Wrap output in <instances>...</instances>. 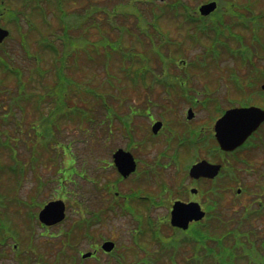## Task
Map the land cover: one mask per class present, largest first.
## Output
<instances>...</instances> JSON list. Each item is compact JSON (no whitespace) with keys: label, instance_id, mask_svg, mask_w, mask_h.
I'll return each mask as SVG.
<instances>
[{"label":"rangeland","instance_id":"374dc122","mask_svg":"<svg viewBox=\"0 0 264 264\" xmlns=\"http://www.w3.org/2000/svg\"><path fill=\"white\" fill-rule=\"evenodd\" d=\"M170 1L172 0H64L63 9L59 10L56 5L53 10L50 6L47 7L48 0H0V6H3L0 8V25L12 30L11 36L0 49V59L9 62L7 64L4 61L8 68H18L22 72L28 84L27 91L45 99L41 109L44 115L38 117L28 103L23 112L19 109L10 115L9 124L4 126L0 122V129L7 130L11 138L20 136L14 138L13 142L10 137L4 141L5 138L0 135V199L4 201L0 210V240L5 239L6 243L0 244V264H35L37 261L41 264H138L143 259L149 260L157 250L153 236L167 239L174 235L168 221L171 204L173 200L185 201L192 197L189 192L191 187L197 189L195 200L200 202L204 212H208L202 223L211 233L220 236L230 230V237H226V241L229 239L228 245L235 243L236 238L241 239L240 244L247 247L252 240L260 242V239H264V214L256 215L261 213L259 207L264 204V155L261 149H234L238 151L230 157L237 170L232 171L240 173L242 179L239 181L221 177L213 184L198 180L209 178L199 177L195 181L186 174V169L196 157V160L212 159L211 161L223 166L229 163L223 156L215 158L202 153V149L193 142L203 133L212 130L217 115L223 107L230 106L227 104L231 100L264 109V58H260L259 50L262 48L256 44L261 42H252L258 39L264 43V19L259 22L262 27L258 30L248 28L245 25L249 21H242L237 17V14L242 17L264 16V0H187L190 6L196 8L204 1H214L218 6L215 13L230 26L236 33L235 36H240L243 40L238 42L239 39L227 38L233 41L228 44L235 49L247 46L251 51L247 61L224 55L222 59L206 65V68L186 65V62L190 64L203 54L200 43L204 46L209 43L206 38H199V33L197 35L194 30L202 22L191 25L180 16H173V11L167 9ZM93 3L94 6H91ZM223 4L231 11L223 8ZM98 8L110 10L100 12ZM16 10L21 13L16 15L17 22L12 16ZM121 10L125 12V18ZM121 14L125 22L121 21ZM106 20L113 29L108 28L111 32L101 26ZM212 22V19H206L202 26L210 27ZM59 28L62 30L58 33ZM188 34L199 39L192 42ZM212 35L214 44L221 49L226 38ZM58 41L64 42L63 49L61 44H56L58 51H62L61 56L53 52L52 48ZM212 48L208 45L206 53ZM91 52L92 55H89ZM180 56L185 62L179 59ZM100 59L106 62L108 69L99 64ZM175 60L178 66L190 67L193 83L204 90V95L214 100L208 105L199 103L195 107L193 125L188 128L190 130H172L171 135L174 133L183 136L180 141L183 148L175 153H159L167 150L163 142L148 140L151 143L149 146L136 145V141H141V144L144 142L148 121L132 117L130 106L144 99L143 96L134 101L145 89L135 86L144 85L157 68L176 67ZM249 61H253V64ZM45 71L46 74L39 78ZM58 72L64 74V82L55 87L56 98L55 94H50L49 87L55 86L54 80ZM230 73L241 80V89H237L230 78L227 81ZM0 80L1 84L15 88V78L12 75H6L0 70ZM204 95L198 93L197 96L202 99L205 98ZM19 99L15 98L13 103L19 102ZM59 99L74 107L84 106L87 112L91 110L95 114L92 118L96 120L94 129L91 128L89 119L82 116H76V120L72 118L62 121V117L57 118L62 115L61 109L52 119L51 109L56 107L55 100ZM238 105L236 103L234 106ZM163 114L165 117L168 115L165 110ZM1 116L3 113L0 110V119ZM161 116L159 113L156 118ZM169 116L186 118L185 113ZM14 120L18 126L13 123ZM39 128L43 130L42 134L39 133ZM48 128L52 143L45 146L44 130ZM191 130L199 134H189ZM168 133L166 130L165 134ZM129 134L134 142L133 148L129 147ZM260 134H264V126ZM70 140L76 157L75 164L69 146H62ZM210 142L214 143L213 139ZM30 144L29 151L27 148ZM52 145L63 151L66 159L63 160V165H68V161L77 169H80L81 163L84 165L82 177L72 172L73 177H66L67 170L64 171L61 167L60 150L53 151ZM34 146L37 154L34 153L35 159L31 164ZM157 146L161 148H156ZM117 148L133 153L140 165L135 175L133 173L126 179L120 177L112 162V154ZM30 164L34 166V170ZM250 169L254 173L247 175ZM39 180L43 182L40 189L37 188ZM163 182L168 187L165 191L160 188ZM61 190H65L62 196L66 198L67 213L65 231L61 233L69 234L66 237L64 234L59 236L58 228L55 227L47 233L52 237H43L46 232L42 233L36 219L41 207L39 205L58 197L55 191ZM239 191L241 193L237 194ZM38 194L37 204L30 209L31 215L22 205L19 208L17 197L30 201L29 196L38 198ZM140 198L149 202H139ZM98 216H102V221L85 227L88 235L84 236L81 221L87 225L91 221L95 222ZM149 222H152V233L142 234L139 240L140 245L146 249V253H143L140 248L135 249L131 232L137 227L134 231L136 238L137 233L143 229L139 224L147 228ZM1 223L5 224L2 228ZM104 236L115 240L119 256L105 257L98 254L99 260L82 259L78 251H88V242L92 245L99 243ZM177 236L180 237L179 231ZM14 244L16 248L13 247ZM155 253L158 254L154 252L153 255ZM191 255L192 250L184 247L175 264H183L185 257L192 261L195 256ZM121 259H124L122 263ZM233 262L247 264L239 256H234ZM158 264H169V261L164 257V261ZM205 264H211V261Z\"/></svg>","mask_w":264,"mask_h":264},{"label":"trees","instance_id":"16d2710c","mask_svg":"<svg viewBox=\"0 0 264 264\" xmlns=\"http://www.w3.org/2000/svg\"><path fill=\"white\" fill-rule=\"evenodd\" d=\"M173 1L174 0L170 1L167 4L168 7L166 6L168 11H173V13L171 12L173 14V16L178 15V16H180V18L184 19L185 22H188L190 24L196 23L197 20H200V22L202 21L203 24H205V20H204L205 18L198 16L196 11H195L196 7L190 6L188 4L187 0H175L174 2ZM56 5L59 7V10L63 9L64 0H56L55 3L53 2L54 10H55ZM223 5H224L223 8L228 9L227 10L228 12L231 11L230 8H227L228 6H225V4H223ZM86 6H87V4H86ZM91 6H94V3L91 4ZM104 9H106V8H104ZM104 9H102V11ZM219 10H220V8H219ZM98 11H101V8H98ZM14 12H15V14H17L20 11L16 10ZM57 12H59V11H57ZM122 12L124 13L123 16L125 18V12L124 11H122ZM113 15H114V12H113ZM12 16L14 17L13 19L17 22L16 15L13 14ZM120 18H121V21L125 22L123 17H120ZM238 18L242 19V21L248 20L249 21L248 24L245 25V26H248V28H254V29L259 30L262 27V26L260 27L261 24L259 22L261 21V19H264V16L263 15H255V16L253 15L251 17L240 16ZM60 19H61V22H64L63 18H60ZM211 19L213 20V22H212L211 26L207 27V28H211L212 30L215 29L213 31L222 37L226 33L233 35V36L236 35V33L231 30L230 26L222 21V18L220 17V15L215 13L213 18H211ZM108 21H109V19H108ZM102 27L105 29L107 28V26H105V25H102ZM225 28H227V29L224 33ZM28 30H29V28H28ZM188 36H192V35L188 34ZM238 38H240V36H238ZM191 40H193V38H191ZM208 40H211V39H208ZM255 40H257V39H255ZM257 41L261 42L259 40H257ZM68 43H70V42H68ZM260 46H261L262 50H259V53H261V54H259V56H260V58H264V51H263L264 50V43L262 44V42H261ZM39 47L41 48V46H39ZM179 48H181V47H179ZM53 50L55 51V49H53ZM247 50H248V48L239 49L237 51H230L229 50L228 55H233V56L237 57L236 56L237 54H241L243 57V60H246V59L248 60L249 56H244V55H247V52H246ZM92 53L93 52H91V54H89V55H92ZM218 53H219V51L216 52V54H218ZM180 58H182V57L180 56ZM101 60L102 59H100L99 64L102 67H105L106 69H108L109 66L107 64L105 65L106 62L101 61ZM4 61L7 64H9L8 61H6V60H4ZM4 61L0 59V70L4 74L9 75V76L12 75L15 78V88H10V87H8V85L6 86V84H1L2 82L0 80V110L3 113V116H1V119H0L1 124H3L5 126L8 123H10V121H11L10 115L14 114L15 111H17L19 109L22 110V112H23L24 108L28 107V103H30L32 105L31 106L33 108L32 110L35 111V113L37 112L38 117L44 115V112H42L41 109H42V106L44 104L43 102L45 101V99L42 97L40 98V96H38L36 94L34 95V94L30 93L29 92L30 90L27 91L28 84L25 81V78L23 77L22 72L18 68L17 69L16 68H13V69L8 68V66L5 64ZM196 63H197V59H194V60H192V62L189 65H192V64L196 65ZM249 63L252 65L253 61H249ZM187 65H188V63H187ZM253 69L255 70L254 67H253ZM45 74H46V71L43 72L42 75L39 76V78H41ZM52 74H54V72ZM231 75L233 76V74H231ZM63 77H64V74L62 72L57 73V78L55 77V80H54L55 86L53 85V87H51V86L49 87V89L51 90L50 94L51 93L55 94L54 89L57 86V84L64 82ZM233 79H234V82L236 83L234 85L241 89L242 87L240 85L241 84L240 81L236 77H233ZM183 92H185V90H183ZM68 96H70L69 93H68ZM15 98H20L21 100L19 99L20 101L17 103L14 102L15 103L14 104L13 100ZM56 98H58L57 95H56ZM63 98L65 99V96ZM59 104L61 106H58ZM55 105H56V107L54 106L51 109L50 117H52V119H53L54 115H57V113H60L58 110L61 109L60 111H63L61 113L62 115L57 116V118L62 117V118H60V119H62V121L65 119L71 120L72 118H74L76 120V116H82L83 118L89 119L91 128L94 129V124H95L96 120L92 118L95 114H93V112L91 110L89 112H87L86 107H84V106L79 107V108L76 106L74 107V105H71V103L67 104L66 101L65 100L62 101V99L55 100ZM49 119H51V118H49ZM13 123L15 124V120ZM49 130H50L49 128L44 130V135L46 137L44 140L45 146L49 143H52L51 142L52 136L49 135ZM4 131H2L3 135H5V136L7 135V139H5L4 141H7L10 136L7 133V130L5 131V133H4ZM42 132H43V130H41L39 128V133L42 134ZM49 138H51L50 141H49ZM32 153H34V151ZM32 159L34 160L35 157L32 156ZM33 160H31L32 161L31 164H33ZM74 162H75V160H73V163ZM70 171L73 174L76 173V172H74L73 166H70ZM71 172L67 173L68 174L67 177H70L73 175ZM111 191H108V192H111ZM132 195H134V194H132ZM113 196H116V195L113 194ZM113 198L116 199V197H113ZM132 198L136 199V197H134V196ZM121 199H122V197H121ZM16 200L18 201L19 207L22 205L29 212H30V209H33L34 206L37 204V201L35 199H31L28 202L18 200V199H16ZM133 204H134V202L132 203V205ZM138 204H140V203H138ZM3 205H4L3 199H0V210H1V207ZM259 211H261V213L256 214V215L263 216L264 204L259 207ZM101 218H102V216L101 217L98 216L95 221L98 222L101 220ZM94 223L95 222L91 221L89 226H91ZM4 225H5L4 223H1V228ZM139 226L142 228L145 227V226H142L141 223L139 224ZM151 227H152L151 222H149L148 228L151 229ZM136 228L133 230L132 233H134V231L137 230ZM253 229H254V231L256 230L255 228H253ZM255 233L256 232H254V234ZM137 234L138 235L134 240V245H135L134 247H135V249L140 248V249H142L143 253H146V249L142 245H140V243H139L140 237L143 234V229H141L140 232H138ZM230 235H231V231L229 230V232H226L224 234H221L220 236H217V235L211 233L205 224H203V223L195 224V226L193 228H191L187 231H184L183 233H180V237L177 236L176 232L174 233V235H172L171 237H169L167 239H164L161 237H159V238L155 237V242L157 243L156 244L157 250L154 252H158V254L155 253V255H153L154 254V252H153V254H152L153 258H151L149 260L143 259L138 264H158L159 262L164 261V257L167 258V260L169 261V264H175L176 259H178L180 254L182 255V249L184 247H189L192 250V255H194L195 257L193 256L194 258L192 261L189 260L190 258L185 257L184 260H182L183 264H205V262H209V261H211V264H213V263L214 264H236L233 262L234 256L235 257L239 256L240 259H245L247 264H264V239L263 240L260 239V242H254L252 240V242L249 243L250 244L249 247H247V246L243 245L242 243L240 244L241 239L236 238L235 243H232V245L231 244L228 245L227 243H228L229 239L226 241V237L229 238ZM237 235L240 236L239 234H237ZM154 256H156L158 259H156Z\"/></svg>","mask_w":264,"mask_h":264},{"label":"flooded vegetation","instance_id":"af4514ba","mask_svg":"<svg viewBox=\"0 0 264 264\" xmlns=\"http://www.w3.org/2000/svg\"><path fill=\"white\" fill-rule=\"evenodd\" d=\"M1 14V13H0ZM189 71V68L185 67H161L155 69V77L153 80L148 79L147 80V87L143 89L144 92L141 93L139 97H137L134 101L140 100L143 96L144 99L140 100L139 103H136L132 105L131 112L133 113L132 117H135L137 119H146L148 121V126L145 127L146 129V135L143 139V143L141 144V141H136L137 146H149L151 143L149 141H153L156 143V141L163 142L164 147H167V150L159 152V153H175L178 152L181 147L183 148V145L180 143V141L183 139V136L174 134L171 135L172 130L178 129V130H190L188 128L192 127V120L194 119V116L190 119H183L181 117L180 119L176 116L170 117L169 115H174L175 113L184 114L188 109H192L195 114V107L193 106V102L189 101L192 98H195L197 94V90L199 88L196 83L191 82V77L187 76L183 72ZM188 80V81H186ZM186 89L187 92H180V90ZM160 98L161 101H154V99ZM238 106H244V105H238ZM164 110L167 111L168 115L165 117ZM180 112V113H179ZM159 118H156V115H159ZM162 113V114H161ZM174 120V122H173ZM156 122H160L161 126L156 131H152V125ZM136 126V125H135ZM264 126V123L260 125V127L252 133V135L247 139V141L238 149L243 147H256L257 149H261L264 155V134H260V130ZM133 130H136V127H133ZM166 130L169 132L168 134H165ZM209 133V134H208ZM189 134H199L196 133L194 130H191ZM208 134V135H205ZM203 133V135H200L198 139L193 142L194 145L202 149V153L204 154H210L213 155L215 158L216 156H223L224 159L229 162V165L231 167V170H229L225 177L228 179H231L233 181H239L240 179V173L237 174V171H232V169H236V166L232 163V158L230 157L235 152L238 151V149L230 152L222 151L218 148L217 143L214 139V132L207 131ZM146 138V139H145ZM214 141V143H211L210 140ZM149 140V141H148ZM135 141V140H134ZM159 142L157 143L159 145ZM155 147V146H154ZM156 148H161L157 146ZM164 148V149H165ZM200 152V153H201ZM215 154V155H214ZM208 160V159H207ZM210 162L218 163L216 161ZM137 166L139 168V162L136 160ZM251 167V166H250ZM237 170V169H236ZM256 172V171H255ZM252 170L250 169L247 171V175H251ZM216 178V177H215ZM214 179H198L202 180V182H214ZM195 179V181H198ZM240 194V193H237ZM186 202L189 201H196L195 195H192V197H189L188 200H185ZM81 214V212H80ZM67 223V213L65 215V218L60 221L59 223H56L52 226H44L43 224L39 223V228L41 230H51V228L57 227L59 236L68 235L69 233H61V231H65V224ZM82 227L86 230V224L82 220L81 221ZM76 231V230H75ZM64 234V235H63ZM44 237H46V234H43ZM87 235L84 231V236ZM52 235L50 234L46 238H50ZM100 244H93L90 246L92 249V254L89 258H95V260H98V254L104 255V256H110L111 253H105L104 251L100 250Z\"/></svg>","mask_w":264,"mask_h":264},{"label":"water","instance_id":"95a60500","mask_svg":"<svg viewBox=\"0 0 264 264\" xmlns=\"http://www.w3.org/2000/svg\"><path fill=\"white\" fill-rule=\"evenodd\" d=\"M216 7L215 2H209L199 7L202 15L213 11ZM8 30L0 28V43L8 36ZM264 121V110L258 107L230 109L217 121L215 130L216 137L220 146L224 149H233L240 145L248 135ZM113 159L118 172L126 177L135 169V162L129 152L122 149L113 154ZM219 170L218 165H211L202 161L193 165L190 169L192 177L213 176ZM204 213L200 210L197 203L184 204L175 202L172 206L170 224L174 227L185 229L189 221L199 220ZM40 221L50 225L60 221L64 217V204L62 201H53L43 207L38 215ZM114 247L112 242H105L102 248L110 251ZM90 254H84L87 257Z\"/></svg>","mask_w":264,"mask_h":264}]
</instances>
